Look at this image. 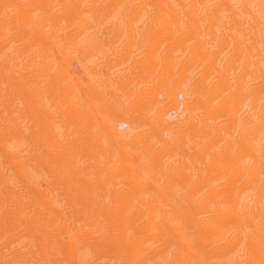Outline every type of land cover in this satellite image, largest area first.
Returning <instances> with one entry per match:
<instances>
[{"label":"bare ground","instance_id":"obj_1","mask_svg":"<svg viewBox=\"0 0 264 264\" xmlns=\"http://www.w3.org/2000/svg\"><path fill=\"white\" fill-rule=\"evenodd\" d=\"M0 264H264V0H0Z\"/></svg>","mask_w":264,"mask_h":264},{"label":"rangeland","instance_id":"obj_2","mask_svg":"<svg viewBox=\"0 0 264 264\" xmlns=\"http://www.w3.org/2000/svg\"><path fill=\"white\" fill-rule=\"evenodd\" d=\"M183 100H184V98H183V99H178V102H179V103H182Z\"/></svg>","mask_w":264,"mask_h":264}]
</instances>
